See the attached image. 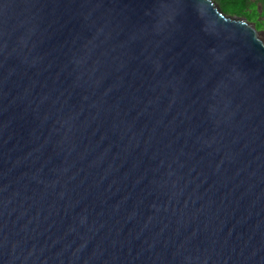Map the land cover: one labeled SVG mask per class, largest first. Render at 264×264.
Returning a JSON list of instances; mask_svg holds the SVG:
<instances>
[{
	"label": "water",
	"instance_id": "obj_1",
	"mask_svg": "<svg viewBox=\"0 0 264 264\" xmlns=\"http://www.w3.org/2000/svg\"><path fill=\"white\" fill-rule=\"evenodd\" d=\"M0 264H264L256 23L0 0Z\"/></svg>",
	"mask_w": 264,
	"mask_h": 264
},
{
	"label": "trees",
	"instance_id": "obj_2",
	"mask_svg": "<svg viewBox=\"0 0 264 264\" xmlns=\"http://www.w3.org/2000/svg\"><path fill=\"white\" fill-rule=\"evenodd\" d=\"M221 9L233 16L255 22L258 29L264 27V0H215ZM261 8V10H260Z\"/></svg>",
	"mask_w": 264,
	"mask_h": 264
},
{
	"label": "rangeland",
	"instance_id": "obj_3",
	"mask_svg": "<svg viewBox=\"0 0 264 264\" xmlns=\"http://www.w3.org/2000/svg\"><path fill=\"white\" fill-rule=\"evenodd\" d=\"M262 21H264V18L262 19ZM253 23H255V22H253ZM259 30L263 32V37H264V27H261Z\"/></svg>",
	"mask_w": 264,
	"mask_h": 264
}]
</instances>
